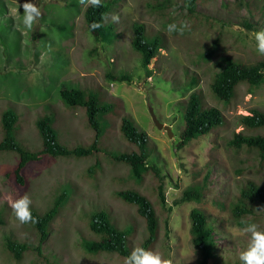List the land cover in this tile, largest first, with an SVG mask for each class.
I'll return each mask as SVG.
<instances>
[{"label": "rangeland", "instance_id": "rangeland-1", "mask_svg": "<svg viewBox=\"0 0 264 264\" xmlns=\"http://www.w3.org/2000/svg\"><path fill=\"white\" fill-rule=\"evenodd\" d=\"M153 1L113 0L105 21L114 24L117 36L108 43L96 41L86 29L83 15L88 4L80 0H33L42 15L30 30L22 24L25 0H0V117L10 108L19 113L21 145L40 148L42 139L35 122L46 114L54 118L53 126L65 146L94 142L95 131L87 121L85 107L63 103L60 90L64 86L87 88L99 96L101 104L110 105L101 116L105 133L98 150L85 156L49 155L30 162L23 171L27 182L20 191L10 175L17 156L0 153V264H125L126 259L117 254H89L81 244L82 239L95 237L89 230V217L103 208L118 228L133 226L128 238L131 251L141 247L148 237L146 222L135 205L118 195L125 189L138 190L152 201L159 230L156 243L148 250L160 252L173 264H198L189 220L194 207L216 225L221 264L241 263L240 254L251 240V234L244 232L248 223L264 230V204L251 205V214L242 217L233 213L246 183L264 185V161L256 149L229 144L235 132L264 134L262 128L247 129L238 123L240 115L253 109L264 112V83L255 89L239 84L226 103L211 90L216 62L222 57L245 64L264 61L255 39V33L264 30V0H198L192 14L183 9L184 0H174L164 10L154 8ZM113 16H119V21L114 22ZM184 21L188 27L183 34L168 32L169 24L179 26ZM136 23L144 25L148 36L162 38L163 47L149 65L152 73L143 68L140 54L131 46ZM109 72H126L130 79L115 81L107 77ZM192 77L197 78L193 85ZM193 91L199 92L205 107L220 109L224 122L179 149L182 104ZM151 107L159 121L171 127L172 137L156 126ZM123 114L147 132L149 164L159 167L161 180L151 170L143 178L135 177L128 164L111 156L114 151L110 150L136 149L122 136ZM158 182L163 185L165 206L156 191ZM203 183L206 191L200 202L176 204L187 187ZM61 192L69 199L39 249V233L30 224L19 222L10 202L27 194L31 208L43 213ZM10 232L29 246L20 261L3 249L4 235Z\"/></svg>", "mask_w": 264, "mask_h": 264}, {"label": "trees", "instance_id": "trees-1", "mask_svg": "<svg viewBox=\"0 0 264 264\" xmlns=\"http://www.w3.org/2000/svg\"><path fill=\"white\" fill-rule=\"evenodd\" d=\"M154 8L165 9L171 5L174 0H154ZM183 9L189 14L195 12L198 0H184ZM113 0H102V7L87 5L84 11V23L86 29L93 35L96 41L111 43L117 36L116 27L111 22H106V15L112 8ZM188 14V15H189ZM187 15V16H188ZM93 22L100 23L102 26L92 29ZM210 47L207 52L210 55ZM133 49L140 54L141 64L147 73H152L149 65L154 57L158 55L163 47L162 38L159 35L148 36L145 33V27L141 23L134 25V33L131 41ZM218 70L213 74L211 90L216 98L221 101L230 102L235 95L236 88L241 83H246L250 88L255 89L264 83V61L255 64H245L233 60L230 57H222L216 62ZM107 77L115 81L129 80L130 76L126 72L117 74L108 73ZM195 84L197 78L192 77ZM87 88L64 86L60 90V96L64 104L69 106L85 107L87 121L91 129L95 131V140L87 146H76L69 148L59 141V133L53 126L54 118L51 115H42L35 125L41 136L42 143L40 148L31 150L21 145L18 141L19 127L21 117L19 113L10 108L2 112L0 117V127L2 137L0 139V153L12 152L17 156V162L12 170L11 178L20 191V187L27 182L23 171L27 164L40 160L43 156H85L99 149V142L105 133L103 126L102 113L109 110V104H101L99 96L86 90ZM201 95L193 91L189 98L183 101V128L180 132L177 147L183 148L192 140L201 136L208 135L214 129L224 122L223 114L217 107H205ZM109 100L110 99H104ZM239 124L247 129H264V112L253 109L248 115H240ZM122 136L130 143L136 146L132 151H114L111 156L130 166L135 177L143 178L150 170L156 175L158 181L161 180L160 169L156 164H149V137L146 131L140 130L133 119L123 114L120 122ZM229 144L234 147L245 145L248 148L256 149L261 161H264V134L246 135L243 132H235ZM156 191L160 203L165 206L166 199L162 183H157ZM206 191V184L192 185L187 187L176 204L179 202H200ZM118 195L125 201L137 208V213L146 222L148 237L141 245L148 250L158 238L159 219L157 211L150 198L134 189H125L118 191ZM69 199L66 192L59 193L53 205L45 212L38 213L31 208L32 215L38 218V223L31 224L39 233V243L37 248L50 234V224L58 215L62 207ZM260 202L264 204V185L256 184L253 181L246 183L240 190V196L233 206V213L236 217L251 214V205ZM7 205V204H6ZM7 208L9 206L7 205ZM191 243L194 249L199 253L198 264H221L220 256L217 253V241L215 233L216 225L211 222L206 214L199 208H192L189 212ZM0 223L3 219L0 216ZM89 230L95 235L94 238H84L81 240L83 249L89 254L113 253L126 259L131 254V247L128 242L130 234L133 232V226L118 228L110 218L109 211L106 209H97L94 211L88 221ZM168 225V220L166 222ZM167 231V230H166ZM4 251L17 261L23 257V253L29 249L25 242H20L13 237V234L4 235ZM235 264H241L236 262Z\"/></svg>", "mask_w": 264, "mask_h": 264}, {"label": "clouds", "instance_id": "clouds-1", "mask_svg": "<svg viewBox=\"0 0 264 264\" xmlns=\"http://www.w3.org/2000/svg\"><path fill=\"white\" fill-rule=\"evenodd\" d=\"M82 4H89L94 7H102V0H80ZM23 8L22 24L26 29H32L33 25L41 17L42 12L33 0H25L21 5ZM113 21L118 22L119 16H113ZM100 23L93 22L92 29L101 27ZM188 22L181 25L172 23L168 25V32H180L183 34ZM256 50L259 55L264 56V30L255 33ZM32 200L25 194L19 199L10 202L16 218L21 224L38 223V218L32 215ZM245 233L251 234L248 248L240 254L241 264H264V230L260 229L256 223H248L244 228ZM125 264H173L171 259L165 258L160 252L145 250L142 247H134L131 254L126 258Z\"/></svg>", "mask_w": 264, "mask_h": 264}, {"label": "water", "instance_id": "water-1", "mask_svg": "<svg viewBox=\"0 0 264 264\" xmlns=\"http://www.w3.org/2000/svg\"><path fill=\"white\" fill-rule=\"evenodd\" d=\"M150 112H151V115H152L153 121H154V123L156 124V126H157L159 129H165V130L167 131L168 135H169L170 137H172V136H173V132H172L171 127H170L169 125L164 124V123H162V122L159 121V119L156 117L155 112H154V110H153L152 107L150 108Z\"/></svg>", "mask_w": 264, "mask_h": 264}]
</instances>
